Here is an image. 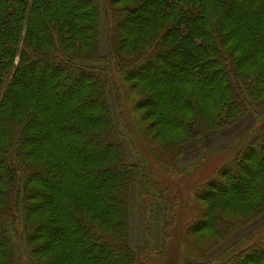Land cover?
Masks as SVG:
<instances>
[{
  "label": "trees",
  "instance_id": "trees-1",
  "mask_svg": "<svg viewBox=\"0 0 264 264\" xmlns=\"http://www.w3.org/2000/svg\"><path fill=\"white\" fill-rule=\"evenodd\" d=\"M261 109L264 0H0V264H135L131 192H160L148 165L166 174ZM236 138L180 240L264 220V122ZM216 260L264 264V221Z\"/></svg>",
  "mask_w": 264,
  "mask_h": 264
},
{
  "label": "rangeland",
  "instance_id": "rangeland-1",
  "mask_svg": "<svg viewBox=\"0 0 264 264\" xmlns=\"http://www.w3.org/2000/svg\"><path fill=\"white\" fill-rule=\"evenodd\" d=\"M109 98L115 118H120L122 114L125 116L127 108L125 96L120 95L118 98L117 94L109 92ZM263 122L264 109L255 110L253 115L246 117L233 129L214 135L199 144L191 143L185 155L174 164L175 168L171 170L172 166H170L171 169L169 168L166 174H163L162 170L160 173L158 167L150 164V160H147L150 164L148 166L153 168L159 176L156 178L154 176V178L158 182L157 186L160 192L151 189L150 195L144 202H141L138 197L137 188L131 192L130 245L134 249H147L138 252L135 264H184L187 262L217 264L216 259L222 251L232 247L240 238L249 234L264 221L261 220L258 224L252 223L239 228L227 235L224 240L216 242L207 241L209 239L206 233L191 234L183 237L182 240L179 239L186 225L197 218L203 209L202 204L193 195L194 186L214 176L218 167L227 157L225 153H222V148L229 149L237 144L239 142V139L236 138L237 135L250 126L252 129H257ZM130 132L132 133V142L131 140L129 144L125 142V148L129 160L134 163L138 159H142L141 157H144L145 154L141 153V156L138 152V138L132 127ZM203 156H205V161L201 162V165L197 163L199 167H192L196 163L195 161ZM171 220L173 222L170 224ZM163 222L167 223L165 231L162 228ZM145 224L149 225L147 232L144 229ZM210 242L214 245L210 246ZM163 246H165V251L161 252Z\"/></svg>",
  "mask_w": 264,
  "mask_h": 264
}]
</instances>
